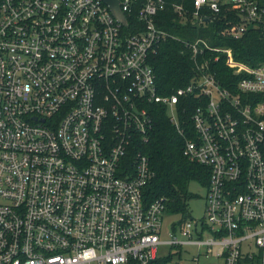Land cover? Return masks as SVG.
<instances>
[{"label":"built area","instance_id":"built-area-1","mask_svg":"<svg viewBox=\"0 0 264 264\" xmlns=\"http://www.w3.org/2000/svg\"><path fill=\"white\" fill-rule=\"evenodd\" d=\"M119 3L125 23L103 0H0V264H155L172 255L162 245H197L185 264L209 253L264 264V61L186 41L197 73L162 94L150 56L172 36L156 21L167 2ZM225 4L240 17L233 37H264V0H194L195 14ZM221 53L232 86L211 66ZM157 104L184 153L210 168L203 217L173 223L166 239L163 198L144 196Z\"/></svg>","mask_w":264,"mask_h":264},{"label":"trees","instance_id":"trees-1","mask_svg":"<svg viewBox=\"0 0 264 264\" xmlns=\"http://www.w3.org/2000/svg\"><path fill=\"white\" fill-rule=\"evenodd\" d=\"M166 2V7L158 13L156 21L172 36L163 40L150 56L160 93L171 94L178 87L186 86L197 73L192 51L186 46V41H208L213 46L230 47L237 60L250 64L264 61V37L260 30L251 28L242 38L233 37L232 30L240 22L233 5L225 4L220 13L204 8L201 10L202 17H199L195 14L194 0ZM176 5L181 6V11L176 9ZM127 18L129 26L126 30L133 32L138 18L136 15H128ZM225 58L226 54L221 53L220 62L212 63L211 66L224 84L232 86L238 76L225 64ZM189 98L196 105V98ZM157 107L149 140L141 146L149 155L153 171L145 186L144 196L148 203L163 198L166 212L180 214L182 221L189 216V200L194 196L189 190L190 182L201 181L208 187L210 168L191 160L184 153L185 137L170 120L168 107L165 104H157ZM191 114L192 108L187 109L182 104L179 112L182 124ZM172 256L158 259L155 264H169Z\"/></svg>","mask_w":264,"mask_h":264},{"label":"rangeland","instance_id":"rangeland-1","mask_svg":"<svg viewBox=\"0 0 264 264\" xmlns=\"http://www.w3.org/2000/svg\"><path fill=\"white\" fill-rule=\"evenodd\" d=\"M189 190L194 194L189 200L190 215L187 217L191 220L199 219L203 217L205 211V197L207 187L204 183L197 180H192L189 184ZM181 220V215L178 213L166 212L164 214V232L162 233L163 238H168V232L171 231L173 223L178 224ZM180 236V235H179ZM197 245H185L180 251L179 247L162 245L159 253L163 256L173 255V263L185 264L191 262V257L198 253ZM181 252V255H180ZM222 260L216 256L215 253L203 254L200 256L198 264H221Z\"/></svg>","mask_w":264,"mask_h":264},{"label":"water","instance_id":"water-1","mask_svg":"<svg viewBox=\"0 0 264 264\" xmlns=\"http://www.w3.org/2000/svg\"><path fill=\"white\" fill-rule=\"evenodd\" d=\"M107 4L110 5L112 11L116 14L117 17H119L124 23L127 22V19L121 10L119 0H103Z\"/></svg>","mask_w":264,"mask_h":264}]
</instances>
